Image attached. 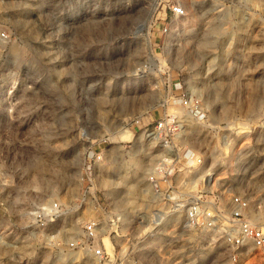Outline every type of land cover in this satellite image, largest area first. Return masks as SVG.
Here are the masks:
<instances>
[{"label":"rangeland","instance_id":"rangeland-1","mask_svg":"<svg viewBox=\"0 0 264 264\" xmlns=\"http://www.w3.org/2000/svg\"><path fill=\"white\" fill-rule=\"evenodd\" d=\"M170 1L0 0V264H99L68 245L100 214L84 197L88 156L112 221L108 258L264 264V249L235 250L152 194L165 149L144 133L177 114L174 144L202 159L185 176L224 205L246 197L264 225V0H174L187 13L169 25ZM180 90L204 120L172 102ZM54 201L60 213L41 225Z\"/></svg>","mask_w":264,"mask_h":264},{"label":"built area","instance_id":"built-area-1","mask_svg":"<svg viewBox=\"0 0 264 264\" xmlns=\"http://www.w3.org/2000/svg\"><path fill=\"white\" fill-rule=\"evenodd\" d=\"M168 24L173 18H181L186 15V7L178 1H170L167 4ZM164 24L162 34L168 35L170 27ZM9 38L7 31L0 29V42ZM177 86V85H176ZM181 88V87H180ZM179 89V88H176ZM182 89V88H181ZM165 102V101H164ZM172 102L187 110L198 120H204L200 101L188 97L184 90L180 95H175ZM184 130V123L177 114L165 113L159 119L154 120L144 128L147 138L165 149V154L158 158L148 174V184L154 196L168 202L174 211H184L185 222L189 227L213 232L217 229L223 231V237L233 249L239 250L247 245L264 249V225L256 224L250 219L249 201L239 194H231L226 205L221 203V195L217 190H210L207 186L199 188L191 179L185 176L186 172H195L201 167L202 159L190 151L180 153V149L174 144V140ZM92 158L86 160L84 165V197L92 199L99 207L100 214L91 220L84 222L76 238L69 241V247L90 252L93 258L103 264H119L117 259L108 258L104 238L110 239L108 210L97 199L100 194L94 189ZM60 213L59 202H52L50 208H42L35 214L36 220L45 225L48 218L53 220ZM50 216V217H48Z\"/></svg>","mask_w":264,"mask_h":264}]
</instances>
